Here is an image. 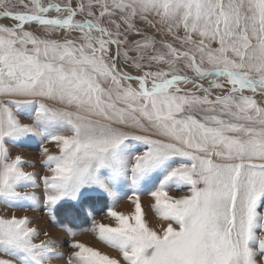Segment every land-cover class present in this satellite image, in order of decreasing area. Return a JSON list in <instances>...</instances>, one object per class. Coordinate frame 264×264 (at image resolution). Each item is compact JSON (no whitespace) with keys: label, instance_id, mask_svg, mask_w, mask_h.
<instances>
[{"label":"snow or ice","instance_id":"6c2138e0","mask_svg":"<svg viewBox=\"0 0 264 264\" xmlns=\"http://www.w3.org/2000/svg\"><path fill=\"white\" fill-rule=\"evenodd\" d=\"M0 264H264V0H0Z\"/></svg>","mask_w":264,"mask_h":264},{"label":"rangeland","instance_id":"374dc122","mask_svg":"<svg viewBox=\"0 0 264 264\" xmlns=\"http://www.w3.org/2000/svg\"><path fill=\"white\" fill-rule=\"evenodd\" d=\"M13 155L17 154V153H21L24 155V157L26 159H29V160H32L33 162H36L38 164L39 162V151H38V144L36 142H30L29 144H27L26 146L22 147V148H16V149H13ZM30 171H40L39 167H37L36 169H29ZM124 205H127L129 206V210L131 208V205L129 204V202L127 200H122L118 206H117V210L118 211H123V209L121 207H123ZM142 205L145 209V212L147 214V219L149 221V223L152 225V226H157L158 222L157 220L155 219L152 211H151V208H150V197L148 196H142ZM128 210V211H129ZM18 215L20 213H17ZM30 215H34V216H37V217H40L42 214L37 212V213H29ZM94 215H96V218L97 219H100L102 220L103 222H110L108 220H106L102 214H96L94 213ZM152 222V223H151ZM47 223V219L46 218H43L40 220V224L41 226H44L45 224ZM87 225H82L81 227H86ZM51 231H56L55 228H50ZM77 231H80V228H77L76 229ZM87 239L85 241H82L83 239ZM76 239L80 240L81 242L89 245V246H92V247H96V248H99L101 251H104V252H109L110 254L112 255H115L116 253L110 249H108L105 245H103L101 242H99L92 233L90 232H83L81 235H79L78 237H76ZM88 241V242H87ZM89 243V244H88Z\"/></svg>","mask_w":264,"mask_h":264},{"label":"bare ground","instance_id":"6f19581e","mask_svg":"<svg viewBox=\"0 0 264 264\" xmlns=\"http://www.w3.org/2000/svg\"><path fill=\"white\" fill-rule=\"evenodd\" d=\"M121 208H122V209H123V211H125V212H127V211L129 210V209H128V208H129V206H127V205H124V206H123V207H121ZM151 223H152V222H151ZM53 232H57V231H54V230H53ZM82 239H83V238H82ZM85 240H87V239H85V238H84L82 241H85ZM87 242H88V241H87ZM88 244H89V243H88Z\"/></svg>","mask_w":264,"mask_h":264},{"label":"crops","instance_id":"0c3cea01","mask_svg":"<svg viewBox=\"0 0 264 264\" xmlns=\"http://www.w3.org/2000/svg\"><path fill=\"white\" fill-rule=\"evenodd\" d=\"M56 231H58L57 229H55Z\"/></svg>","mask_w":264,"mask_h":264}]
</instances>
